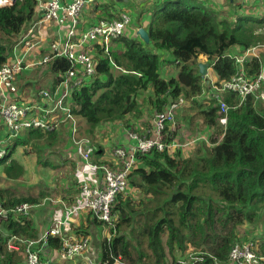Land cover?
Masks as SVG:
<instances>
[{
  "label": "trees",
  "instance_id": "1",
  "mask_svg": "<svg viewBox=\"0 0 264 264\" xmlns=\"http://www.w3.org/2000/svg\"><path fill=\"white\" fill-rule=\"evenodd\" d=\"M107 2L90 8L112 20L111 7L118 3ZM37 6V0H6L0 4V67L12 54L18 38L36 19ZM146 14L150 44L138 36V30L132 33L128 29L125 36L111 40L108 53L96 45L93 52L96 74L73 92V114L84 128L82 137L92 142V158H97L93 163L97 165L105 161H101L104 148L95 143V130L122 124L148 135L151 119H145L147 110H152V115L162 112L180 97L191 105L179 112L177 132L167 130V137L172 142L181 126L191 125L190 129L186 126L190 142L179 141L181 148L173 152L138 154V165L130 176V188L137 197H117L113 205L118 218L115 227L103 223L110 229L111 238L102 242L101 262L177 264L175 254L183 255L192 248L191 256L199 252L196 257L201 258L194 264H230V251L241 242V227L249 223L264 229V104L255 96H248L241 103L237 94L225 93L224 101L230 109L224 125L215 101L198 100L205 89L199 57L208 58L218 78L217 85L231 80L239 74L232 50L239 47L246 52L263 44L264 36L257 31L264 28V18L240 17L235 21L231 15L216 12L200 0H154ZM166 51L173 53L176 66V75L168 79L160 75L161 68L170 66L159 53ZM44 67H48L53 81L45 89L53 91L70 64L65 58H57L40 69ZM263 69L264 55L251 57L244 63L248 78H256ZM140 125L144 128L140 129ZM56 133L39 130L21 133L8 142L0 168L6 165L7 177L18 179L24 168L12 162L7 165L16 148L30 144L50 147ZM202 134L207 135V141ZM200 139L199 145L193 146ZM189 145L194 149L184 154L182 149ZM16 168L19 174L13 176ZM1 181L0 177V205L7 211L22 203L39 202L38 197L19 190L20 186L3 187ZM38 234L32 217L18 219L11 214L2 223L0 232L2 261L22 263V253L7 249L11 236L38 239ZM260 240L258 252L264 256V234ZM47 245L50 251L58 250L61 241L50 237ZM42 258L45 260L44 254Z\"/></svg>",
  "mask_w": 264,
  "mask_h": 264
},
{
  "label": "built area",
  "instance_id": "2",
  "mask_svg": "<svg viewBox=\"0 0 264 264\" xmlns=\"http://www.w3.org/2000/svg\"><path fill=\"white\" fill-rule=\"evenodd\" d=\"M37 1L36 14L40 11L39 19L31 22L28 30L12 47V54L7 62L0 67V159L6 154L8 142L25 131L39 130L49 134L67 126L71 142L78 149L83 162L89 169L100 171L102 180L95 183L89 178H83L79 183L80 197L76 206L67 211L66 219H55L38 239L10 237L7 249L23 254L21 264L72 262L82 257L90 246V239L84 236L71 238L65 233L68 220L78 213L89 212L97 221L114 228L118 218L113 213V205L119 195H132L130 176L138 165V154L165 150L172 152L181 148L182 145L176 140L168 141L167 130L177 132V115L188 105L184 97L171 102L164 111L155 114L148 135L126 130L131 144L113 148L112 163H93L92 142L81 136L79 121L71 107L72 95L96 74L97 62L89 48L95 50L96 45H99L108 53L111 40L127 33L132 15L124 12L116 19H102L95 24L84 25V13L98 0ZM247 53L233 56L239 65L238 75L219 85L214 84L212 92L207 95L205 93L207 101H215L219 105L224 124L227 123L230 109L224 101L225 93L237 94L241 103L248 96H255L264 104V69L256 78H248L244 71ZM57 58H65L70 69L60 76V82L53 91L43 88L28 94L19 88L18 79L25 70L41 67ZM202 139L207 141L205 137ZM34 207L35 205L22 203L7 211L0 205V232L2 223L11 214L14 218H27ZM50 237L60 239L61 247L58 250L50 251L47 247ZM257 248L253 242L235 244L229 254L230 264H264V256L259 254ZM2 258L0 255V264H5ZM188 258L178 260L177 264H194L201 260L193 255ZM87 263L109 264L108 261L89 258Z\"/></svg>",
  "mask_w": 264,
  "mask_h": 264
},
{
  "label": "crops",
  "instance_id": "3",
  "mask_svg": "<svg viewBox=\"0 0 264 264\" xmlns=\"http://www.w3.org/2000/svg\"><path fill=\"white\" fill-rule=\"evenodd\" d=\"M68 2L71 0H67ZM108 0H98L95 4H103L108 3ZM118 4L115 6L113 5L111 7V14L114 15L113 19L118 18V16L121 13L129 12V10H132L133 14L136 17V25L134 28L131 27L129 30L131 32H135V30H138L139 28L148 26L149 22V16L146 14L149 8H151L154 0H115ZM202 3L206 5V7L211 8L215 10L216 12H222L226 15H231L235 21L238 19L246 17L250 18L251 20H258L264 18V0H200ZM111 2V1H110ZM93 6V5H92ZM95 9V7H94ZM87 13L85 16H83V23L84 25L89 24H95L98 21L102 19H107L104 13H100L98 11L91 10V8L86 10ZM40 11L36 14V19L34 21L39 19ZM104 17V18H103ZM108 20V19H107ZM132 22H133V16H132ZM132 24V23H131ZM30 27V26H29ZM258 35L264 36V28H260L257 31ZM92 53L94 52V49L92 47L89 48ZM251 51L247 53L241 52V48L235 47L234 50H232V54L234 56H243L246 53L248 54V59L251 57H260L264 55V42L263 44H260L258 47L250 49ZM163 55V58L165 59L167 54L166 52H159ZM199 63L208 64V71H207V77H204L205 80V89L203 92V95L198 98L199 101L204 100L206 98L205 93L212 92L213 85L218 82V78L211 66V64L208 61V58L204 55H200L199 57ZM33 68L29 69L30 72H34V70L39 69ZM27 71V70H25ZM176 74L174 73V76ZM22 76V74H21ZM20 76V77H21ZM46 85L49 84V81L45 80ZM30 82H26L25 84H29ZM22 81L18 79V86L21 90H24L26 93L30 94V92H37L40 89L43 88H37V89H31V86H21ZM205 101H207L205 99ZM191 104L188 102V106ZM196 113H192L194 116ZM182 115V114H181ZM155 114L151 115V120L147 118V112H146V120H150V128L146 132V134L149 133L150 129L153 125ZM187 126V125H186ZM108 127V128H107ZM140 129L144 128V126L140 125ZM188 127V126H187ZM81 128L83 126L81 125ZM183 128H186L183 125ZM110 129L112 131V141L111 144L115 146H125L131 144V141L128 139V136L126 134V130H130L123 126L122 124H111L104 127V131ZM58 131V130H57ZM63 131L64 133L68 134L70 136V130L67 128V126H64L61 130L58 131L56 140L59 138V136H66V134L59 133ZM27 132V131H25ZM81 133V132H80ZM178 135V134H177ZM176 135V137H177ZM185 138V137H184ZM62 141L67 140L69 143H66L70 146L68 150L64 151H58V155L62 157L61 166L65 167L68 163H74L75 164V170L77 166V172L76 176L74 175V178L72 182H68L62 186V189L60 192L56 194L55 199H50L48 202H44V200L37 202V204H34L35 207L30 215L32 217L35 227L38 231V237L45 232L48 228H50L51 224L54 222L55 219H66L67 211L73 207L76 206L79 197V183L83 178H89L95 183H100L102 180L100 171L89 169L85 163L83 162L81 155L76 147L73 146L72 142H70V138H61ZM108 140L104 139L103 141L100 140L95 142L100 144L103 148L106 146H110V144L107 143ZM64 144V147L66 146ZM97 158L93 156L92 162L96 161ZM101 161H109L110 163L113 162L112 153L108 152L106 148H104L103 156L101 157ZM97 164V163H95ZM43 215V217H41ZM77 216V217H76ZM68 226L66 228V236L71 238H80L82 236H87L90 239V246L87 250V252L82 256L77 258L75 261H72V264H88L87 259H93L96 261H101L102 258V252H101V246L102 242L105 238H110V231L107 233L105 231L106 229L109 230V228L104 224L103 227L99 224V221H96V218L89 212H83L78 213L74 216V218L68 220ZM46 247V245H45Z\"/></svg>",
  "mask_w": 264,
  "mask_h": 264
},
{
  "label": "rangeland",
  "instance_id": "4",
  "mask_svg": "<svg viewBox=\"0 0 264 264\" xmlns=\"http://www.w3.org/2000/svg\"><path fill=\"white\" fill-rule=\"evenodd\" d=\"M3 1L4 0H0V3ZM86 13H84L83 16H85ZM128 13L133 16V22L131 24V27L134 28V26L136 25V17L133 14L132 10H129ZM166 54L167 56L165 59L168 61V64L170 66L161 68L160 75L162 78L168 79L170 77H174V73H176L175 72L176 66L174 62L173 53L171 51H166ZM47 69L48 67H44L41 69L39 68L37 70L35 69L34 72H30V70L24 71L22 73V76L19 78V80L22 81L21 86H31L32 90L37 89L39 87L40 88L51 87L53 85L52 76L47 73L48 72ZM45 80L49 81L48 85H46L47 82H45ZM26 82H30V83L25 84ZM207 94L208 92L206 93V95ZM142 100H144L143 96L141 98V101ZM151 115H152V110L148 109L147 118L150 119ZM76 118L79 121L80 132L82 131V134H83L84 128H81L80 119L77 116ZM177 119H178V123H180V118H177ZM195 127L196 126H194V128ZM190 128H191V125L188 126V129ZM188 132L189 131L187 130V128H183V126H181V128L179 129L177 133L178 135L176 137V141L177 142L180 141L181 143L190 142L189 137L191 135H187ZM59 133L66 134L63 131ZM95 136H96V139H98V141L100 140L103 141L104 139L108 140L107 143L110 144V146L104 147L108 150V152L111 153L113 148L116 147L115 145L111 144L113 137H112V131L110 129H107L104 131V127H102L101 131L95 130ZM202 136L204 135L202 134ZM63 137L70 138L69 133L66 134V136H63V135L59 136V138L55 140L54 143L50 147L48 146L36 147L33 144H30L27 147L18 146L14 154L12 155V158L10 159V161L7 162V165L10 164L11 162L12 164L17 163L24 168V173L18 179H10L9 177H7L5 170H4L6 165L2 166L0 168V177L2 179L1 185H3V187L5 185H8L10 187V184L15 187L20 186L19 190L25 191L28 194L38 197V201L44 200V202H48L50 199H55L56 194L60 192V190L62 189V186L70 181L72 182L74 175L76 176V172H77V166L75 170L74 163H68L65 167L64 166L62 167L60 165L63 159L62 157L58 155V151H64V149L68 150V148H70V146L66 144V143H69V141L61 140V138ZM204 137L207 139V135ZM180 139H183V140L181 141ZM200 141L199 142L197 141L196 143H194L193 146L199 145ZM70 142H71V138H70ZM64 144H66L65 147H64ZM190 146L191 145H189L187 149L185 150L182 149V152L184 154H188L190 151L194 149L192 148L193 146L191 147ZM12 174L13 176H17L19 174V170L17 168L13 169ZM7 178H9L12 181H9ZM130 192H132V195H125V197L127 196L137 197V193L136 192L134 193L131 188H130ZM41 217H43V215ZM99 225L103 227L104 224H99ZM105 231L109 233L110 229L109 230L106 229ZM263 234H264V229L262 226L247 223L243 225V227H241V229L239 230V237L241 239V242H237V243L253 242L258 247L257 249L259 250L260 244H261L260 239L261 237H263ZM193 252H194V249L191 248L188 250V252H186L183 255L177 252V254H175V257L176 259H179V260H182L184 258L186 259L190 257ZM198 253H196L195 255L197 256ZM169 260L172 261V258H170ZM64 263L65 262L60 263V264H64Z\"/></svg>",
  "mask_w": 264,
  "mask_h": 264
},
{
  "label": "water",
  "instance_id": "5",
  "mask_svg": "<svg viewBox=\"0 0 264 264\" xmlns=\"http://www.w3.org/2000/svg\"><path fill=\"white\" fill-rule=\"evenodd\" d=\"M137 34L146 44H150V35L145 28H139L137 31ZM199 68H200V73L202 74V76L206 77L207 71H208V64L200 63Z\"/></svg>",
  "mask_w": 264,
  "mask_h": 264
},
{
  "label": "bare ground",
  "instance_id": "6",
  "mask_svg": "<svg viewBox=\"0 0 264 264\" xmlns=\"http://www.w3.org/2000/svg\"><path fill=\"white\" fill-rule=\"evenodd\" d=\"M0 4H3V2H1Z\"/></svg>",
  "mask_w": 264,
  "mask_h": 264
}]
</instances>
